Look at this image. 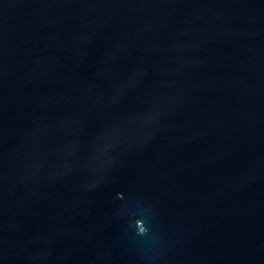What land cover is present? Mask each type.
Masks as SVG:
<instances>
[{
	"label": "water",
	"instance_id": "water-1",
	"mask_svg": "<svg viewBox=\"0 0 264 264\" xmlns=\"http://www.w3.org/2000/svg\"><path fill=\"white\" fill-rule=\"evenodd\" d=\"M0 264H264V0H0Z\"/></svg>",
	"mask_w": 264,
	"mask_h": 264
}]
</instances>
